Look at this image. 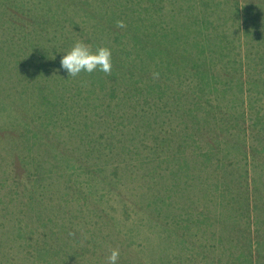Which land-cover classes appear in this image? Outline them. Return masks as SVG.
<instances>
[{"label": "trees", "instance_id": "trees-1", "mask_svg": "<svg viewBox=\"0 0 264 264\" xmlns=\"http://www.w3.org/2000/svg\"><path fill=\"white\" fill-rule=\"evenodd\" d=\"M118 1V20L133 33L73 0H0L2 87L16 78L3 88H16L9 107L16 125L0 127V264H108L113 250L117 264H173L181 257L190 264L193 250L221 245L222 220L239 216L255 238L264 231V182L255 175L264 173L257 96L248 102L252 115L245 102L240 106L246 90L243 82L238 90L231 84L232 70L223 82L183 72L172 53L184 35L173 21L163 12L151 19L145 0ZM211 3L215 15L226 17L230 6L259 14L250 28L241 16L227 25L236 60L232 53L240 54L246 32L264 31V0ZM213 16L194 18L198 33ZM78 41L109 48L111 73L68 77L60 59ZM226 140L238 143L236 151L224 150ZM143 217L170 234L168 244L174 234L179 252L163 249L164 260L149 259L139 235Z\"/></svg>", "mask_w": 264, "mask_h": 264}, {"label": "rangeland", "instance_id": "rangeland-1", "mask_svg": "<svg viewBox=\"0 0 264 264\" xmlns=\"http://www.w3.org/2000/svg\"><path fill=\"white\" fill-rule=\"evenodd\" d=\"M73 2L77 5L79 3L83 4L94 18L96 17L103 22H108L109 19L110 21L112 20L111 22H113L115 26H122L121 30H131L129 22H125L122 19L118 20V16L123 12L118 0H73ZM154 2L156 6L152 0H145V5L147 7L149 6L150 9L154 11L150 16L151 19L157 21L163 12V17L167 18L169 21H173L172 23L176 25L184 35V39L178 42L176 51L172 53V57L174 58L173 61L177 62L180 67H183L182 71L190 74V72L194 70L198 74L205 73L208 77L212 79L216 78L217 81L223 82L225 81L226 74L232 70L231 84L234 83L238 90L240 87L239 83L243 82V86L246 90L245 96H242V93L238 91L241 98L240 106L243 107L245 102L249 113L255 115L254 111L251 110V108L254 109L251 107L253 104H249L248 102L250 97L257 96L261 105L259 108L264 117V63H260L264 61V59L262 60L264 57V31H260L259 33L257 30L251 31L250 29L246 32V42L244 44L239 43L241 47L238 46L237 48L240 54L234 52V55V53H232L234 57H237V59L235 58L236 60H233L228 53V42L225 34L228 29L227 25L230 21L232 23L238 22L239 16H241L250 28L254 22L258 21L259 14H253L247 9L238 11L237 8L230 6V9L227 10L226 17L218 14L215 15L218 7L216 4L211 3V0H164V8H161L160 0H154ZM194 10L196 12H194ZM198 15L201 18L214 15L211 17L213 22H207L208 24H206L199 33L198 30L200 29H197L198 27L192 23L194 18ZM199 22L200 20L197 22V25H199ZM201 26L202 24L200 27ZM233 26L235 27L236 25ZM238 26L239 24L237 27ZM234 27L231 29L234 30ZM154 31L159 32L160 28L156 27ZM0 39H2L1 25ZM234 42L236 43L235 40ZM252 79L257 81L256 87L252 85ZM195 81L198 82L197 79H195ZM14 82H16V78H10L7 80L4 87H2V75L0 76V127L3 123H8L10 126L16 125V112L11 113L9 109V107H14L16 105V88L13 87L14 89L11 88L8 91L3 89L14 86ZM52 82L54 87L53 78ZM44 85V88H42L43 91L49 87V83L44 81ZM8 94L9 101H6L5 96ZM220 101L224 104L226 103L223 99ZM252 122L253 119H251L249 115L246 126L248 127L249 134L254 137L257 128L253 126ZM224 143L228 144V146L224 148L225 151H236L238 145L236 141L226 140ZM248 168L250 169L249 164ZM189 173H193L191 168ZM256 173L262 177L264 182L263 171L255 172L257 176ZM181 176H183L182 173ZM146 211L150 213L151 218L152 216L155 217L154 208L150 207ZM138 224L140 225L139 235H143L141 240L147 245L146 254L149 259L154 260L158 255L164 260V254L162 253L163 249H166L165 254L169 252V250L171 254H173V252H179V245L176 243L177 241H175L177 239L175 235L171 234V238L169 239L170 243L168 244V237L170 234L164 232L162 226L157 224V221H150L147 217H143L138 220ZM222 224L224 237L222 238L221 245H216L213 249L208 247L207 250H202L201 248V252L197 249L193 250V252L196 253L191 255L189 263L252 264V260L255 258V264H261L259 260H264V231H256L259 233V237L255 238L250 231L247 233V231L243 229L244 223H242L239 216L233 218L229 222L222 220ZM195 230L199 232L197 228ZM195 230L193 229V232L197 233ZM164 235L167 241L164 239ZM254 238L255 242L252 244ZM154 249H156V251ZM252 249L256 254L251 251ZM132 250L137 251V246H133ZM64 255L65 254H61L59 258H62ZM184 261L185 260L181 257L173 262V264H185ZM60 264H66V262L61 261ZM158 264H168V262H160Z\"/></svg>", "mask_w": 264, "mask_h": 264}, {"label": "clouds", "instance_id": "clouds-1", "mask_svg": "<svg viewBox=\"0 0 264 264\" xmlns=\"http://www.w3.org/2000/svg\"><path fill=\"white\" fill-rule=\"evenodd\" d=\"M60 69L68 77L94 71L110 74L112 69L111 50L107 47H98L92 50L87 44L78 41L61 57ZM118 258L119 252L113 250L107 258L108 264H117Z\"/></svg>", "mask_w": 264, "mask_h": 264}]
</instances>
